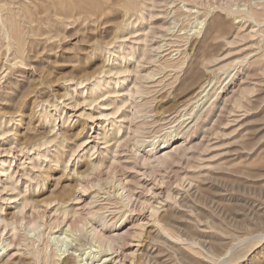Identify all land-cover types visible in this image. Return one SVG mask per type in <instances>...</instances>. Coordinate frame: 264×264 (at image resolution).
<instances>
[{"label":"rangeland","instance_id":"obj_1","mask_svg":"<svg viewBox=\"0 0 264 264\" xmlns=\"http://www.w3.org/2000/svg\"><path fill=\"white\" fill-rule=\"evenodd\" d=\"M63 246L264 264V0H0V264Z\"/></svg>","mask_w":264,"mask_h":264},{"label":"bare ground","instance_id":"obj_2","mask_svg":"<svg viewBox=\"0 0 264 264\" xmlns=\"http://www.w3.org/2000/svg\"><path fill=\"white\" fill-rule=\"evenodd\" d=\"M69 225L64 229L65 231L66 230H69ZM54 238V237H53ZM62 240H66L65 237L62 238ZM98 246V245H97ZM72 248L71 247H66V246H63L62 248L58 249V254H57V260L55 261V264H74L75 263V258L77 255H75V251L74 250H71ZM103 249V248H102ZM99 250V248L97 249V251ZM103 251V250H102ZM106 251V249H105ZM101 252V250H100ZM66 253V254H65ZM97 253V252H96ZM65 254V255H64ZM62 256V257H61ZM61 257V259H60ZM44 262V261H43ZM44 264V263H43Z\"/></svg>","mask_w":264,"mask_h":264}]
</instances>
